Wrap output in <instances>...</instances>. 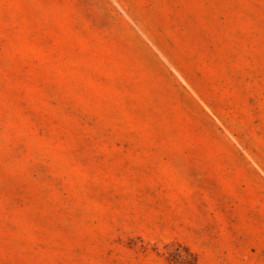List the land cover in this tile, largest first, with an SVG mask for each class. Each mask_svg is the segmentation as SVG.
<instances>
[{
	"label": "rangeland",
	"instance_id": "374dc122",
	"mask_svg": "<svg viewBox=\"0 0 264 264\" xmlns=\"http://www.w3.org/2000/svg\"><path fill=\"white\" fill-rule=\"evenodd\" d=\"M0 264H264V0H0Z\"/></svg>",
	"mask_w": 264,
	"mask_h": 264
}]
</instances>
